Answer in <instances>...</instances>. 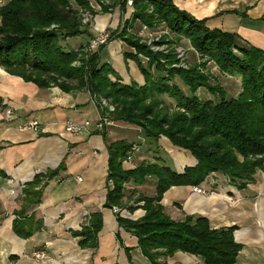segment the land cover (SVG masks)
<instances>
[{
    "label": "trees",
    "instance_id": "1",
    "mask_svg": "<svg viewBox=\"0 0 264 264\" xmlns=\"http://www.w3.org/2000/svg\"><path fill=\"white\" fill-rule=\"evenodd\" d=\"M92 1L101 14L115 8L120 17L126 13L127 0ZM132 9L134 22L150 27L164 22L178 37L187 39L197 53L207 56L221 73L238 76L237 96L229 98L219 86L208 84L196 65L185 70L160 64V55L149 52L125 30L118 37L135 52L123 56L137 64L145 81L142 86L134 81L122 84L109 64H101L103 46L88 58H84L88 43L77 50L65 49L62 42L68 39L91 37L80 21V10L95 14L88 0H10L0 6V67L39 89L57 87L64 93L86 90L102 116L107 114L113 122L139 129L145 140L157 142L164 137L173 147L188 152L195 164L181 173L162 160L159 165L142 162L125 170L122 164L133 145L126 140L108 144L107 180L111 187L103 207L123 208L124 185H142L152 178L155 195L139 196L135 206L126 208L131 214L141 208L144 215L139 220L116 215L118 225L136 238L137 247L150 264H168L158 260L175 252L198 257L203 264H234L241 250L233 239L234 227L211 229L203 217L186 216L174 221L165 214L161 200L169 188L199 186L214 173L242 189L253 182L257 170H263L264 51L240 44L235 34L209 30L203 20L179 10L171 0H132ZM138 55L148 58L146 68ZM153 63L156 78L149 72ZM199 87L206 88L212 99L195 96ZM164 95L174 101L173 110L165 104ZM101 97L110 101L113 112L100 107ZM58 169L61 166L45 175L37 174L23 186L25 204L13 213L12 222V230L19 238L28 239L40 230L41 222L34 220L33 214L27 217L25 212L40 203L42 192L36 187L41 180L56 175ZM0 176L6 177L1 170ZM101 227V214L94 213L88 226L72 234L79 238V247L95 248Z\"/></svg>",
    "mask_w": 264,
    "mask_h": 264
},
{
    "label": "crops",
    "instance_id": "2",
    "mask_svg": "<svg viewBox=\"0 0 264 264\" xmlns=\"http://www.w3.org/2000/svg\"><path fill=\"white\" fill-rule=\"evenodd\" d=\"M9 1L0 0V6ZM171 1L179 10L203 20L209 30L235 34L240 44L264 51V0ZM126 13L124 16H129V10ZM119 16L118 8L112 13L96 15L88 39L98 32L116 31ZM81 37L68 39L67 43L76 42L80 46ZM123 53L130 51L114 39L101 48L100 62L109 64L122 84L130 85L134 81L142 86L144 78L135 62L125 61ZM104 116L86 90L64 93L57 87L39 89L0 67V170L6 175L0 176V264H36L32 253L37 250L48 256L43 264H150L137 247L136 238L118 225L111 208L103 207L111 187L107 180V145L126 140L133 145L135 153L142 147L135 142L141 133L133 126L113 121L96 129L95 124ZM31 121L38 123V130H23ZM69 121L75 124L88 121L90 125L79 134L71 135L64 131ZM157 145L159 151L167 153L161 160L173 171L181 172L184 166L177 168L182 164L180 156H175L168 141L160 138ZM140 155L138 159L148 158L146 154ZM194 164V159L187 160V166ZM59 166L61 169L56 175L45 177L36 187L42 192L40 203L25 212L27 217L33 214L34 220L41 222L40 230L28 239L19 238L12 230V222L13 213L25 204L23 186L35 175H45ZM122 167L133 169L136 162H124ZM211 179H214L212 183ZM128 185L120 216L139 220L144 215L141 208L132 214L126 208L135 206L140 194L153 197L154 182L149 180L141 187ZM199 186L206 190L205 195L192 192V186L169 188L161 200L165 214L174 221L186 216L203 217L215 230L234 227L233 239L241 246L234 264H264V171L257 170L253 182L242 189L227 182L219 173L211 174ZM94 213L102 217L97 246L81 248L79 238L72 233L88 226ZM166 263L203 264V261L175 252Z\"/></svg>",
    "mask_w": 264,
    "mask_h": 264
},
{
    "label": "rangeland",
    "instance_id": "3",
    "mask_svg": "<svg viewBox=\"0 0 264 264\" xmlns=\"http://www.w3.org/2000/svg\"><path fill=\"white\" fill-rule=\"evenodd\" d=\"M88 1L90 2L92 9L95 11V14L92 15L89 11L80 10V21H81L82 26L83 27L86 26L87 30L89 32L96 15L101 14V13L99 12L100 11L99 7L92 0H88ZM127 2H128V0H127ZM127 2H126V12H127V10H129V16H122V17L119 16L120 24H119V27L117 28V30L114 31L113 33H111V31H108V30L102 31V32H108L109 33V39H108L106 45H103V47L107 46L110 41L116 39V40L120 41L123 44V46L126 47V50H129L130 53H134L135 50L133 48L127 46L123 42V40L120 37H118L120 32L122 30H125L127 35L135 38L141 45L145 46L149 50V52H151L152 54H155V55H160V59H159L160 64H162L164 66L166 65V67H170V68H181V69H185V70L190 68L193 65H196V68H198V71L201 74H203V76H205L207 78L208 84H210L212 86H219L226 93L227 97H229V98L237 96V94L240 92V79L238 76L221 73L219 71L218 67L216 65H214V63L211 60H209V58L207 56L197 53L191 47V45L187 39H185L183 37H178L174 32L169 30V28L165 25L164 22L156 23L152 27L141 24L138 21L134 22L133 16H132V14H133L132 13L133 12L132 4L128 5ZM114 10L112 12H114ZM125 14H127V13H125ZM85 19H87V20L85 21ZM125 22H127V24ZM102 32H98L94 37H96V36L98 37L99 33H102ZM94 37H92V38H94ZM81 39H82V41L79 44L80 46L82 44L84 45V43H88L90 41V39H88V37H86V36H82ZM67 42H68V40H66L65 42H62V46H64L65 49H67V46H68V49L69 48L73 49V50L78 49V47H79L78 43L76 44V42H73V43L72 42L67 43ZM100 47L97 49V51L100 49ZM130 53H123V55L124 54H130ZM90 54H93V53H90V52L86 51V49H84V58H88V55H90ZM123 58H124V56H123ZM138 58H139L141 64L144 66V68H146L148 65V61H149L148 58L144 57L143 55H138ZM124 60H125V58H124ZM75 64L77 65V63H75ZM136 66H137V64H136ZM155 67H156V64L153 63V65L149 69V72L154 76V78H156V76H157V74H156L157 70L155 69ZM138 70H139V68H138ZM139 72H140V70H139ZM140 74H141V72H140ZM110 78H114V77L110 76ZM174 82L176 84H178L183 89V85L178 80V78H174ZM144 83H145V81H144ZM195 96H197L201 100L212 99L211 94L204 87L197 88V90L195 92ZM162 98H163L165 104L168 107L171 106V108L173 110L175 107L174 101H172L170 98H168L165 95ZM98 101H99L101 108L107 109L108 106H112L114 108V106L110 103L109 100H105L101 97V98H98ZM103 118H106L107 120L111 121V118L108 117L107 114ZM137 137H139L140 139H138ZM137 137L135 138V134H134L135 142L141 143V145L139 146V147L142 146L141 150L139 149L135 153L132 150L127 155L124 162H136V166H138L142 162H149L152 164H158L159 165L160 164L159 161H161L162 158L165 159V157H167V153L164 150H162V152L159 151L160 147L157 144H158V141L160 139L157 142H154L153 140H145L144 139L145 140L144 141L145 143H144V142H142L143 140L141 139L139 134L137 135ZM161 138H164V137H161ZM153 142H154L155 146H154ZM163 142H166V141L163 140ZM168 144H169V146H171V150H175V156H178V155L180 156V161L182 164H180L177 168L180 169L183 166H184V168L185 167H191V166H187V160H193V158L189 155V153L182 150V149L173 147L169 143V141H168ZM156 146H158V147H156ZM153 148H156L155 150H157L158 153H155V150ZM140 154H142V155L146 154L145 157H148V158H146L145 160L138 159L137 157ZM167 162H169V161L167 160ZM171 163H172V161H171ZM166 165L168 166V164H166ZM262 171H264V167H263ZM181 172H178V173H181ZM149 180L152 181L153 179L148 178L147 182ZM153 182H154V180H153ZM127 185L130 187H132V186L133 187H138V186L141 187L142 186V185H135L132 182H127L124 185V190L126 189ZM129 190H132V189H129ZM139 196H142V194H140ZM114 214L120 215V209H119L118 213H114ZM166 259L160 258L158 261L162 262V260H163L166 262Z\"/></svg>",
    "mask_w": 264,
    "mask_h": 264
},
{
    "label": "built area",
    "instance_id": "4",
    "mask_svg": "<svg viewBox=\"0 0 264 264\" xmlns=\"http://www.w3.org/2000/svg\"><path fill=\"white\" fill-rule=\"evenodd\" d=\"M128 5H131L132 4V0H128ZM87 19H85L86 21ZM109 39V33L108 32H102V33H99V36L97 37H94L92 39H90V41L88 42L87 46H86V51L90 52V53H94L97 51V49L100 47V46H103V45H106L107 41ZM108 111L109 112H112L114 110V108L112 106H108ZM7 114H9V111L6 112ZM112 122L107 120L106 118H100L99 121L95 124V128L96 129H102L103 126L105 125H111ZM89 122L88 121H84L82 124H75L71 121H69L65 127H64V131L68 134H71V135H77L79 134L80 132L86 130L88 127H89ZM22 129H26V130H38V123L35 122V121H31V122H27L23 127ZM207 180V179H206ZM209 180V179H208ZM214 181V179H211V183ZM192 192L196 193V194H199V195H205L207 192L206 190H204L202 187L200 186H192L191 188ZM14 195H15V192H12ZM112 211L114 213H118L119 212V209L116 208V207H112L111 208ZM32 258H33V261L36 263V264H43L44 262H46L48 260V256L47 254L42 251V250H37V251H34L32 253Z\"/></svg>",
    "mask_w": 264,
    "mask_h": 264
}]
</instances>
